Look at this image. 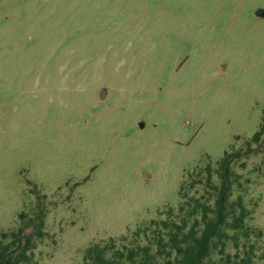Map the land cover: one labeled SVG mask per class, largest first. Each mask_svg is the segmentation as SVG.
I'll return each mask as SVG.
<instances>
[{
  "label": "rangeland",
  "instance_id": "rangeland-1",
  "mask_svg": "<svg viewBox=\"0 0 264 264\" xmlns=\"http://www.w3.org/2000/svg\"><path fill=\"white\" fill-rule=\"evenodd\" d=\"M263 115L264 0H0V238L26 211L22 264L148 245L136 229L176 218L183 184L206 201L189 184L242 150L233 198L264 264V135L245 152Z\"/></svg>",
  "mask_w": 264,
  "mask_h": 264
},
{
  "label": "trees",
  "instance_id": "trees-1",
  "mask_svg": "<svg viewBox=\"0 0 264 264\" xmlns=\"http://www.w3.org/2000/svg\"><path fill=\"white\" fill-rule=\"evenodd\" d=\"M263 135L264 115L261 128L246 142L245 152H250L252 144L258 143ZM242 155V150H226L216 160L215 167L208 164L202 169L199 173L203 175L202 180H194L189 184V187H194L197 181H202L212 189L213 193L206 201L188 192L182 193L185 187L183 184L179 192L181 202L175 214L177 219L171 216L174 214L171 209L168 219H153L149 225L136 229V240L142 234L148 235V231L151 232L150 244L130 247L121 242L117 248L112 241L104 245L93 243L85 249L82 264H122L129 260L132 264H256L253 259L257 255V241L252 242L250 239L262 238L263 231L247 225L246 220L251 211L242 194L233 198L237 187L242 184L232 163ZM19 217L23 220L27 217L28 223L17 230L1 234L4 238L11 236V240L4 242L0 238V264H22L30 260L27 250L35 246L25 231L34 224V218L26 211H22ZM40 223H43L42 220ZM229 230L232 231L231 235ZM224 239L226 242L232 240L236 252L226 250ZM219 245L220 257L213 261L212 254ZM13 246L16 249L22 246L21 251L13 250Z\"/></svg>",
  "mask_w": 264,
  "mask_h": 264
},
{
  "label": "water",
  "instance_id": "water-1",
  "mask_svg": "<svg viewBox=\"0 0 264 264\" xmlns=\"http://www.w3.org/2000/svg\"><path fill=\"white\" fill-rule=\"evenodd\" d=\"M107 92V88H102L101 93H100V97L103 98L105 96ZM141 126H143V123H140Z\"/></svg>",
  "mask_w": 264,
  "mask_h": 264
},
{
  "label": "flooded vegetation",
  "instance_id": "flooded-vegetation-1",
  "mask_svg": "<svg viewBox=\"0 0 264 264\" xmlns=\"http://www.w3.org/2000/svg\"><path fill=\"white\" fill-rule=\"evenodd\" d=\"M261 13H263V10H260Z\"/></svg>",
  "mask_w": 264,
  "mask_h": 264
}]
</instances>
